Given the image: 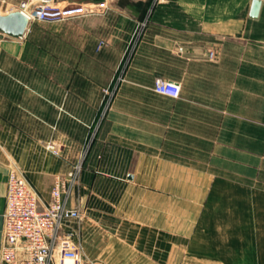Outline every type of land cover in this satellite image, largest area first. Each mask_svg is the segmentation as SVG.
I'll return each mask as SVG.
<instances>
[{
	"label": "crops",
	"instance_id": "1",
	"mask_svg": "<svg viewBox=\"0 0 264 264\" xmlns=\"http://www.w3.org/2000/svg\"><path fill=\"white\" fill-rule=\"evenodd\" d=\"M252 1L57 0L86 14L0 34V249L8 168L47 205L79 165L68 205L86 263L264 264V0L255 19ZM36 2L0 0V16ZM156 78L178 98L154 93Z\"/></svg>",
	"mask_w": 264,
	"mask_h": 264
},
{
	"label": "built area",
	"instance_id": "2",
	"mask_svg": "<svg viewBox=\"0 0 264 264\" xmlns=\"http://www.w3.org/2000/svg\"><path fill=\"white\" fill-rule=\"evenodd\" d=\"M152 1L164 3V0ZM19 12L28 23L59 24L85 15L86 9L81 5H62L57 0H38L32 6L22 3ZM142 26V22L137 26L136 35L143 31ZM209 55L213 57L214 53ZM152 90L158 95L177 99L180 87L175 82L156 78ZM46 148L53 150L51 145ZM80 172L81 167L76 165L66 174L55 176L49 202L42 205L21 170L14 165L8 168L0 249L2 264H92L83 259L79 232L75 227L82 215L68 205Z\"/></svg>",
	"mask_w": 264,
	"mask_h": 264
},
{
	"label": "water",
	"instance_id": "3",
	"mask_svg": "<svg viewBox=\"0 0 264 264\" xmlns=\"http://www.w3.org/2000/svg\"><path fill=\"white\" fill-rule=\"evenodd\" d=\"M260 8V1L253 0L250 8L249 17L251 19H255L258 16ZM27 20L20 13H13L8 16H0V34L12 37V38H20L23 36L26 28H27Z\"/></svg>",
	"mask_w": 264,
	"mask_h": 264
},
{
	"label": "rangeland",
	"instance_id": "4",
	"mask_svg": "<svg viewBox=\"0 0 264 264\" xmlns=\"http://www.w3.org/2000/svg\"><path fill=\"white\" fill-rule=\"evenodd\" d=\"M162 4V3H161ZM64 5V4H62ZM151 7L148 8V10L145 11V14L141 20V22L143 23L142 29H145V25L147 24V21L151 15ZM60 24V23H59ZM255 135V134H254ZM78 224V223H77ZM75 225V224H74ZM76 226V225H75ZM177 264H195V262L193 261H182V262H176Z\"/></svg>",
	"mask_w": 264,
	"mask_h": 264
}]
</instances>
